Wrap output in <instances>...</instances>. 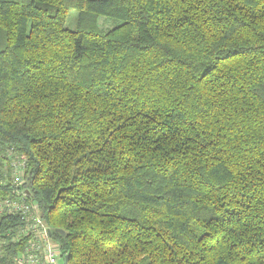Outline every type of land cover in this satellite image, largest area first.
<instances>
[{
	"label": "trees",
	"instance_id": "1",
	"mask_svg": "<svg viewBox=\"0 0 264 264\" xmlns=\"http://www.w3.org/2000/svg\"><path fill=\"white\" fill-rule=\"evenodd\" d=\"M19 189L62 264H264V0H0ZM22 225L0 214V264Z\"/></svg>",
	"mask_w": 264,
	"mask_h": 264
},
{
	"label": "built area",
	"instance_id": "2",
	"mask_svg": "<svg viewBox=\"0 0 264 264\" xmlns=\"http://www.w3.org/2000/svg\"><path fill=\"white\" fill-rule=\"evenodd\" d=\"M24 182L23 169L12 172V183L18 188ZM19 213L24 222L20 234L29 236L23 251L15 257L16 264H59V249L50 239L48 229L39 216L37 206L19 189L15 197L0 200L1 213Z\"/></svg>",
	"mask_w": 264,
	"mask_h": 264
},
{
	"label": "rangeland",
	"instance_id": "3",
	"mask_svg": "<svg viewBox=\"0 0 264 264\" xmlns=\"http://www.w3.org/2000/svg\"><path fill=\"white\" fill-rule=\"evenodd\" d=\"M75 21H76V11L71 10L69 12V16L67 19V27L74 28ZM97 22H98L100 28H102L104 30H109V29L116 28V26L121 23V19L116 18V17L98 15L97 16ZM12 166H13L12 172L15 170V167H17L18 169H23V172H24V169H25L24 161H19L18 163L15 162ZM58 260H59L58 261L59 264L63 263L62 258L60 257V254L58 256Z\"/></svg>",
	"mask_w": 264,
	"mask_h": 264
},
{
	"label": "water",
	"instance_id": "4",
	"mask_svg": "<svg viewBox=\"0 0 264 264\" xmlns=\"http://www.w3.org/2000/svg\"><path fill=\"white\" fill-rule=\"evenodd\" d=\"M59 232H61V233H63V231H61V230H58Z\"/></svg>",
	"mask_w": 264,
	"mask_h": 264
},
{
	"label": "bare ground",
	"instance_id": "5",
	"mask_svg": "<svg viewBox=\"0 0 264 264\" xmlns=\"http://www.w3.org/2000/svg\"><path fill=\"white\" fill-rule=\"evenodd\" d=\"M14 214H17V213H14Z\"/></svg>",
	"mask_w": 264,
	"mask_h": 264
}]
</instances>
